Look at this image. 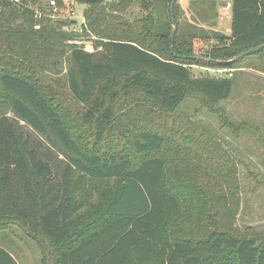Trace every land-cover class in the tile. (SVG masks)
I'll use <instances>...</instances> for the list:
<instances>
[{
    "label": "trees",
    "instance_id": "16d2710c",
    "mask_svg": "<svg viewBox=\"0 0 264 264\" xmlns=\"http://www.w3.org/2000/svg\"><path fill=\"white\" fill-rule=\"evenodd\" d=\"M49 1L0 0V231L16 227L41 264H264V232L233 225L220 143L177 114L194 99L257 132L220 106L236 71L264 74V49L242 55L264 45V0H188L186 21L176 0L173 24V0H73L78 30ZM217 2L230 3V35L204 36Z\"/></svg>",
    "mask_w": 264,
    "mask_h": 264
},
{
    "label": "rangeland",
    "instance_id": "374dc122",
    "mask_svg": "<svg viewBox=\"0 0 264 264\" xmlns=\"http://www.w3.org/2000/svg\"><path fill=\"white\" fill-rule=\"evenodd\" d=\"M180 1L183 9L180 11V20H189L191 14L188 12L189 15L186 16L189 8L188 0ZM63 2L65 4L63 8L55 11L48 10V14L53 19L73 21L74 26L71 29L78 30L83 22L82 13L85 6L73 0H63ZM218 3L221 7L222 3ZM217 6L216 3V11ZM213 19L214 17L212 21L209 20L203 24L205 26L204 36H212L215 32L208 29L215 25ZM217 30L225 31L224 22L220 27L217 26ZM213 44L209 39L206 42H196L194 48L198 50V53L203 54ZM191 70L195 77H229L228 73H221L215 69L192 66ZM233 78L234 84L230 97L221 103L220 109L234 126L249 123L256 128L257 132L253 130L246 132L245 129L232 131L228 126H222L215 115L209 113L194 99H187L177 114L181 117V123L182 120H188L197 128L209 132L210 137L220 143L222 149L217 162L223 164V170L229 175L227 183H230L232 178L235 182L237 206L229 204L234 211L233 225L235 228L240 231L264 232V76L251 70L242 73L236 71ZM22 128L42 150H50L49 145L41 137L35 135L24 125ZM257 133L260 134V138ZM210 174H212L211 170ZM213 181V179L208 180L211 188L220 187L226 190L224 186L212 185ZM85 188L90 193L94 189L88 186ZM0 243L8 248H16L20 264H41L40 252L35 243L25 237L16 227L12 226L5 231H0Z\"/></svg>",
    "mask_w": 264,
    "mask_h": 264
},
{
    "label": "crops",
    "instance_id": "0c3cea01",
    "mask_svg": "<svg viewBox=\"0 0 264 264\" xmlns=\"http://www.w3.org/2000/svg\"><path fill=\"white\" fill-rule=\"evenodd\" d=\"M179 2H181V1H178V4L180 6V11H182L183 9H182L181 4ZM187 3H188V1H187ZM217 5H218L217 11H216L217 17L214 20L215 25L212 28H208V29H211L212 31H215V32H219L225 36H229L230 35V23H231L230 3H228V2L222 3L221 7H220L219 3L217 2ZM188 12H189V14H191V9L188 8V11H186V16L189 15ZM223 22H224L225 31L222 32V31L217 30V26L220 27L221 24H223ZM202 28L205 29V26L203 25ZM245 71H251V70H248V69L241 70V71H239V73H242ZM256 73H258V72H256ZM261 75L264 76V74H262V73H261ZM3 252L7 253L16 264H20L18 259H17L16 248L5 247V245L2 243H0V264H11L9 262V260L5 257V254H3Z\"/></svg>",
    "mask_w": 264,
    "mask_h": 264
},
{
    "label": "water",
    "instance_id": "95a60500",
    "mask_svg": "<svg viewBox=\"0 0 264 264\" xmlns=\"http://www.w3.org/2000/svg\"><path fill=\"white\" fill-rule=\"evenodd\" d=\"M175 2H176V0H173V1H172L171 5H170V9H169V13H170V16H171V23H172V24H173V22H174V20H173V18H172V14H173V6H174ZM261 49H264V45L259 46V47H256V48H253V49H251V50H248V51L244 52L242 55H248V54H250V53H252V52H256V51H259V50H261Z\"/></svg>",
    "mask_w": 264,
    "mask_h": 264
},
{
    "label": "built area",
    "instance_id": "2783aa9c",
    "mask_svg": "<svg viewBox=\"0 0 264 264\" xmlns=\"http://www.w3.org/2000/svg\"><path fill=\"white\" fill-rule=\"evenodd\" d=\"M8 1H10V2H12L14 4H20V1L21 0H8ZM48 7L50 8V10L55 11L56 10V4H55V2L53 0L49 1V6ZM218 71L221 72V73H228V76L229 77L232 74V71H225V70H218Z\"/></svg>",
    "mask_w": 264,
    "mask_h": 264
}]
</instances>
